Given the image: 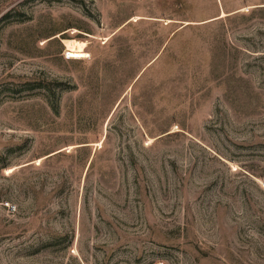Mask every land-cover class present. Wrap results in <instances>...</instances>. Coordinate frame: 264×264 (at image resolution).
<instances>
[{"label":"rangeland","instance_id":"1","mask_svg":"<svg viewBox=\"0 0 264 264\" xmlns=\"http://www.w3.org/2000/svg\"><path fill=\"white\" fill-rule=\"evenodd\" d=\"M0 264H264V0H0Z\"/></svg>","mask_w":264,"mask_h":264},{"label":"bare ground","instance_id":"2","mask_svg":"<svg viewBox=\"0 0 264 264\" xmlns=\"http://www.w3.org/2000/svg\"><path fill=\"white\" fill-rule=\"evenodd\" d=\"M63 41L70 51V56L82 57L87 54L86 53V47L88 45L87 39L86 40L76 39L74 37V38H65Z\"/></svg>","mask_w":264,"mask_h":264},{"label":"built area","instance_id":"3","mask_svg":"<svg viewBox=\"0 0 264 264\" xmlns=\"http://www.w3.org/2000/svg\"><path fill=\"white\" fill-rule=\"evenodd\" d=\"M68 57H71L70 55H68Z\"/></svg>","mask_w":264,"mask_h":264}]
</instances>
